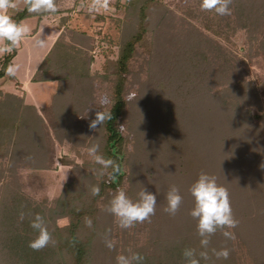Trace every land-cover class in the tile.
I'll list each match as a JSON object with an SVG mask.
<instances>
[{
	"label": "trees",
	"instance_id": "obj_1",
	"mask_svg": "<svg viewBox=\"0 0 264 264\" xmlns=\"http://www.w3.org/2000/svg\"><path fill=\"white\" fill-rule=\"evenodd\" d=\"M172 1L129 0L125 5L118 55L115 59L107 58L100 73L111 81L113 96L110 107H101L99 111L111 113V119L96 129L88 124L86 130L79 132L80 122L74 115L75 104L86 103L92 97L88 81L93 77L90 69L95 57L90 53L88 58L79 56L94 46L96 37L92 33L75 29L71 40H66L67 27L64 25L32 76L34 81L56 82L51 107L48 106L44 113L47 121L36 104L27 102L23 95L0 88V157L6 158L0 165V264H102L100 253H109L110 249L101 247L97 237L109 229L110 232L117 229L118 224L109 214L104 220L100 218L102 213L96 217L94 207L88 204L87 211L72 209V199L79 193L75 186L84 188L83 191L97 200V196L103 195L101 186L111 187L114 191L109 195L112 196L125 180L129 188L137 187L134 193L125 189L133 200L142 187L157 195V209L149 226L146 221V228L139 223L134 226L152 227L155 233V236L151 233L152 241L156 247L150 249L148 244L134 243L129 237L123 254H129V249L139 253L145 258L144 264H186L183 249H195L197 254L204 250L196 229H186L188 220L189 226L197 223L189 215L194 200L189 207L184 201L186 184H192L201 171L215 176L218 184L237 195L231 206L239 225L232 230L241 241L250 244L256 264H264V246H252L255 242L253 229H264V170L261 168L264 164L258 167L252 154L259 150L264 152V140L263 127L250 121L253 103L250 97L255 98L254 102L259 106L263 100L254 80L247 79V69H241L236 61H219L217 56L221 46L206 27L189 19L187 23L178 24L170 4ZM63 2L56 0L59 10L54 14L65 12ZM196 2L200 3V0H178L177 3L189 6V12L195 17L192 3ZM118 3L116 0L117 7ZM230 8L232 14L229 16L203 11L205 25L213 29L217 22L219 32L222 26L229 24L245 26L248 48L252 50V31L264 23V0H233ZM48 14L52 13L29 14L24 10L14 13L13 18L21 22L28 16L42 18ZM140 45L144 46V51L139 50ZM145 51L149 52L148 78L141 90L147 99L158 95L160 104L157 107L149 105L147 117H141L144 101L137 102L132 109V115L141 117L139 121L133 118L131 126L139 147L127 158L128 136L119 121L128 113L126 86L131 64ZM16 53L17 49L0 56V79L7 75L5 70ZM235 117H244L242 120L248 123L238 152L232 150L226 136ZM95 118L96 113L92 120ZM53 133L60 142L71 141L72 148L84 159L78 162L66 154L59 157L62 163L74 166L72 176L65 181L63 191L47 206L35 200L25 187L27 182L34 186L41 182L43 186L47 178L43 170L55 166L57 140ZM244 143L247 147L242 145ZM92 145H98V154L113 159L119 170L114 172L109 168L100 176L101 165L87 154ZM126 161H130V171L122 169ZM25 165L31 169L26 177L21 171ZM173 184L180 189L183 202L177 214L170 216L163 208L167 204L165 194ZM226 184H231L234 189ZM94 185L100 189L96 196L90 192ZM21 211L25 213L22 222L19 220ZM35 214L44 216L55 240L54 245L40 251L28 247V242L37 235L30 227ZM64 216H69L68 224L60 227L58 219ZM85 217L91 218V228L85 224ZM222 247L230 250L228 259H216L212 255V248L219 250ZM208 252L210 260L201 259L200 264H234L232 240H225L219 230L211 237ZM113 256L108 259L110 264Z\"/></svg>",
	"mask_w": 264,
	"mask_h": 264
},
{
	"label": "rangeland",
	"instance_id": "obj_2",
	"mask_svg": "<svg viewBox=\"0 0 264 264\" xmlns=\"http://www.w3.org/2000/svg\"><path fill=\"white\" fill-rule=\"evenodd\" d=\"M129 0H119L118 7L116 4V0H110L109 9L107 11H104L103 9L99 13H89L87 9V5L91 2V0H64L63 7L65 8V12L61 13V22L63 24H66L67 30V36L66 40H71V35L74 34V30H81L86 31L88 33H92L93 36L96 37V42L92 49H86L87 52L80 53L79 56L88 58L89 53L92 54L95 59L93 63L91 64L90 73L93 75L91 81H88L91 84V92L92 97L88 99L86 103H77L75 104L74 101H72V104H75L74 108V115L75 118L78 119L80 122V126L78 128L79 132H82L86 130L88 127V124L92 120L93 115L103 108L110 107V98L113 96L111 92V81H109L106 78H103V76L100 74L104 69V64L107 61V58L115 59L119 52L120 47V39L122 36V25L125 20L124 14H125V5H127ZM178 0L172 1L170 4L173 7V9L176 12V19L178 21V24H184L187 23L188 19L191 21H194L195 23L206 27L207 31H209L213 37L218 41V43L221 46V49L218 50V56L217 58L219 61L221 60H227V62L233 63L238 62L241 69H247L249 72V75H247V79L254 80V83L257 86V89L261 95V99L263 100L262 106L257 105L254 101L256 99H252L251 102H253L250 106L251 109V115H250V121L254 122L255 126L263 129L261 130V134L263 136L264 140V23L257 25V28L252 31L253 33V43H252V50H250L248 47V38H247V29L245 26H232V25H225L222 26L221 32H219L218 24L217 22L214 24V28L210 29L205 25L204 22V16H202V12L200 10V3H192L194 13L197 14V16H193L189 12V6L186 5H178ZM264 9V8H263ZM124 10V11H123ZM214 12H210V15H214ZM64 15V16H63ZM216 15V14H215ZM68 17L63 19L64 17ZM232 19V18H230ZM31 19H28V22L26 20V24L30 26ZM236 24V23H235ZM206 30V29H205ZM151 34V33H149ZM29 39V38H28ZM79 47L80 44H78ZM46 47V43L43 47H39V51L36 52L35 58L37 59L40 56V53L42 50ZM143 49V50H142ZM139 50L144 51V46H139ZM74 53H77V51H74ZM250 55V56H249ZM149 56V52H144L142 55L138 56L136 60L133 61L131 64V72L129 74V79L126 86V97L129 100L127 105V116L121 118L119 121V125L121 129L124 130V132L127 134V146L129 148V153L127 155V158L130 157V154L132 152H135L139 144L135 141V136L133 129L131 126L133 125V120L136 121L141 120V117H147L150 111L149 105L158 106L160 103L157 101L159 100V96L155 95L152 98H145V92H143L142 85L145 84V80L148 78V63L147 59ZM24 55L23 52L20 51L18 57H16L15 65H18V71L17 75L19 79L23 80L25 79V75L23 73L19 72V69L23 65ZM154 63V61L152 60ZM151 62V66H152ZM222 83H226L225 80L221 79ZM2 85V84H1ZM225 84H223L224 86ZM12 87H15V84L12 83ZM30 93H32L31 97H27V102L34 103L38 106L41 114L44 116V120L47 121V117L45 116V112L48 109V106L52 104V94L56 87V82L52 81H42L39 83H32L31 84ZM217 87H220V84H217ZM1 89L5 90L7 88L6 86H0ZM8 91V90H6ZM14 92V91H13ZM16 93V92H15ZM139 101H144L145 109L141 112V117H136L135 115L131 114L132 109L135 107L136 103ZM178 106V105H177ZM180 107V105L178 106ZM134 118V119H133ZM244 118V117H242ZM241 117H235V121L233 122L234 125L227 128V138L231 142L232 150L241 151L239 145L242 143V138L246 131L244 132V128L248 126V123L245 122L246 120H242ZM248 120V119H247ZM22 124L24 122L20 120ZM50 131L52 133L51 127ZM54 136V139H56L55 134H52ZM54 140V141H55ZM243 146H246L245 143L242 144ZM247 147V146H246ZM245 147V150L247 148ZM244 149V148H243ZM55 150H56V161L55 166L48 170H43V175L45 174L47 176L45 180V184H40L37 186L31 185L27 182V185L25 187L26 192L32 195L35 200L42 201V204H46L47 206L51 205L53 203V198H55L57 195H59L64 188L65 181L72 176V170L73 165H67L62 163V161L59 159L61 155H68L70 158H76L78 162H82L84 157L78 154V151L74 150L71 146V141L68 139H65L64 142H60L59 140L56 141L55 144ZM254 153V152H253ZM257 153V154H256ZM254 153L253 160L258 167H260V164H264V152H261V150ZM124 156V153H123ZM252 160V161H253ZM6 162V158L0 157V165L4 164ZM132 168L130 161H126L123 163L122 169L123 171H130ZM262 170H264V165L261 167ZM30 168L28 165H25L21 168V171L24 173V176L27 175L28 172H30ZM46 172V173H45ZM77 173V170H75ZM264 172V171H263ZM264 174V173H262ZM26 177V176H25ZM41 181V180H40ZM117 182V179H116ZM39 183V182H37ZM191 183L186 184L184 189V194L186 198L184 197V201L187 202V206L189 207L190 204L193 202V197L189 193L188 189L190 187ZM221 185V184H220ZM229 188H233L231 184H226ZM75 191L79 192L71 202L72 209L77 208V210H88L87 204L89 206L94 207L93 214L96 213V217L100 216V213L103 215L100 216L101 219H105L109 213L104 211V207L107 205L108 201L111 199V195H109L112 191H114L111 187L105 188V186H101L103 189V195L97 196V200H95L90 194L86 193L84 188L75 186ZM119 188L128 189V181H124L123 185ZM227 188V187H226ZM137 187L131 186L129 190H131V193H134L136 191ZM228 189V188H227ZM82 192V193H81ZM230 200L231 202L235 201V197L237 195H234L231 193V191L228 189ZM240 196V195H238ZM90 209V208H89ZM157 209V207H156ZM262 210V209H261ZM85 211V212H86ZM92 212V211H91ZM90 213V212H89ZM85 216V215H84ZM110 216V214H109ZM111 217L115 220V218L111 215ZM66 219L69 221V216L60 217L59 220ZM147 225L149 226L150 222L146 221ZM191 224L190 220H188V223H186V229H196V225L193 224L192 226H189ZM102 225V221L101 224ZM142 226L146 228V223H142ZM112 232L109 233L108 238L113 240L115 242V249H111L109 253H100V256L103 257L102 264H110V261L108 259L112 257V254H115L113 256V260L111 261V264H116V257L119 254L124 253V247L126 239L130 237V241L134 243H146L148 244V247L150 249L155 248L156 244L152 241V235L155 236L154 229L151 227H148V229H143L142 227H133V229H122L118 226L117 229H112ZM128 231L130 234H128ZM231 231L235 234V239L232 240L233 248L235 250V258H234V264H256V257L253 255V252L251 251V246L247 242H243L240 240V237L236 234L235 230ZM107 231L104 233L102 232L100 234L97 241L101 243V247H105L104 243V237ZM131 235V236H129ZM250 239L252 238L251 232L249 233ZM253 237L255 238V242H253L252 246L260 247L261 245L264 246V229H258L257 231L253 229ZM129 241V242H130ZM158 250V249H157ZM111 254V255H107ZM126 255V254H125ZM263 258V257H262Z\"/></svg>",
	"mask_w": 264,
	"mask_h": 264
},
{
	"label": "clouds",
	"instance_id": "obj_3",
	"mask_svg": "<svg viewBox=\"0 0 264 264\" xmlns=\"http://www.w3.org/2000/svg\"><path fill=\"white\" fill-rule=\"evenodd\" d=\"M232 3L233 0H200L199 6L201 11L214 12L218 16H229L232 14L230 8ZM109 4L110 0H91L87 9L89 13H99L102 9L107 11ZM24 10L29 14H41L56 13L59 9L56 0H0V56L11 54L20 46L23 39L31 34V27L24 22L16 21L12 15L13 12ZM35 43L37 46L43 47L45 41L38 38ZM18 68V65L9 64L5 70L6 74L14 77ZM109 119H111V113L97 111L96 118L90 121L89 127L96 129L98 125H102ZM98 153V145H92L87 150V154L92 160L101 165L100 176H103L109 168L113 169L114 172L119 170V165L113 159H106ZM188 191L194 200V206L189 215L197 222L196 231L201 238V248L204 250L197 254L195 249L185 248L182 255L186 264H200L201 259L210 260L208 247L211 237L219 230L225 240H234L235 234L230 230L238 227L239 221L234 216L228 189L218 184L215 176L201 171ZM90 192L96 196L100 189L94 185L90 188ZM165 199L167 204L163 211L170 216H175L183 202L178 186L170 185L165 194ZM156 205L157 195L145 187L139 190L135 200L130 198L123 188H118L103 210L115 218V222L120 228L131 229L138 223L151 222V217L156 212ZM24 219L25 213L21 211L19 220L22 222ZM67 224L66 219L58 221L60 227H65ZM85 224L91 228V218L85 217ZM30 227L36 231L37 235L28 242L29 248L40 251L50 244H55L44 216L35 214L34 218L31 219ZM109 233L110 229L105 234L104 243L111 250L115 248V242L108 238ZM128 253L127 255H117L116 264H144L145 258L142 255L132 252L130 249ZM211 253L216 259H228L230 256V250L227 247H222L219 250L212 248Z\"/></svg>",
	"mask_w": 264,
	"mask_h": 264
},
{
	"label": "crops",
	"instance_id": "obj_4",
	"mask_svg": "<svg viewBox=\"0 0 264 264\" xmlns=\"http://www.w3.org/2000/svg\"><path fill=\"white\" fill-rule=\"evenodd\" d=\"M14 13L16 12H13L12 15ZM61 16L62 14L52 13L45 15L42 18L34 15L28 16L21 20V22H26V20L28 22V19L32 20L30 23L32 32L29 36L23 39L20 46L17 48V53L13 58L12 64L15 63L14 60L16 59V57H18L20 51H22L24 60L22 62L23 65L19 69V72L23 73L26 78L21 80L19 79L17 74L14 77L6 75L0 79V86H6L7 88H5V90L12 92L14 91L20 95H23L25 97V100L27 99V97L32 96V93H30V89L28 88L32 89V83L42 82L32 80V76L34 75L39 65L42 63L45 55L51 48L58 35L61 33L64 25H66L61 22ZM38 38H42L45 41L46 47H44V49L40 53L38 60H33V58H35L36 52L39 51V46H37L35 43ZM12 83L15 84V87L11 86Z\"/></svg>",
	"mask_w": 264,
	"mask_h": 264
},
{
	"label": "water",
	"instance_id": "obj_5",
	"mask_svg": "<svg viewBox=\"0 0 264 264\" xmlns=\"http://www.w3.org/2000/svg\"><path fill=\"white\" fill-rule=\"evenodd\" d=\"M115 181H116V178H115Z\"/></svg>",
	"mask_w": 264,
	"mask_h": 264
}]
</instances>
